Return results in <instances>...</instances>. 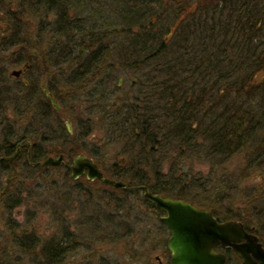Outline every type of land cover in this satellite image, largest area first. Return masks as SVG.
Instances as JSON below:
<instances>
[{
    "label": "trees",
    "instance_id": "obj_1",
    "mask_svg": "<svg viewBox=\"0 0 264 264\" xmlns=\"http://www.w3.org/2000/svg\"><path fill=\"white\" fill-rule=\"evenodd\" d=\"M4 1L2 12L6 17L0 18V23L4 25L3 33H7L2 38L9 41L4 47H20V56L27 57L13 64L30 66L25 71L28 86L21 84L19 92L13 86L10 89H14V96L3 98L8 107L26 114L25 120L34 128L19 139L32 142L41 138L44 142L47 132L53 136L46 139V144L52 140L65 146L68 139L75 146L68 150L62 147L56 154L71 161L88 146L91 123L125 148L126 165L117 160L110 172L89 153L106 177L194 204L191 195L203 197L208 192L195 181L192 165L196 161L207 162L214 179L220 174L218 183L226 186L236 184L246 173L241 170L237 175H227L225 167L222 169L221 165L236 155L248 153L244 161L250 170L264 168V0H83L80 4L75 0ZM26 14L33 17V26H29L31 21H24ZM45 36L49 40L46 45ZM31 49L42 55L41 68L34 66ZM113 52L118 54L114 60ZM124 70L133 74L134 93L119 100L116 79ZM70 71L73 75L65 78ZM42 74L51 83L47 90L61 106L60 112L44 98ZM87 87L86 98L91 96L88 101L94 104L88 115L99 117V121L88 118L85 126L77 121L70 134L63 124L65 118L59 116L65 114V93H80ZM1 111L6 114L0 119L3 121L8 110ZM53 116L59 119H51ZM5 128L9 130L7 125H0L3 139L8 135ZM41 145L36 143L31 162L45 159ZM36 168L38 176L47 179V167ZM54 169H63L65 183L70 181L64 165ZM21 176L27 182L30 179L29 173L22 172ZM93 184L112 191L102 197L111 205V212L102 208L101 216L97 213L96 218L87 220L91 223L84 233L87 238H96L94 244L120 241L118 231L124 216H130L124 213L133 209L127 206L133 200L158 217L163 214L143 198L141 191L105 187L99 181ZM14 199H7L2 207H13ZM250 200L245 214L220 217L245 222V215L253 216L254 201ZM64 233L65 229L55 243L42 247L47 254L46 264L51 260L59 264L66 257L76 256L71 252L78 247L71 249L68 244L77 237ZM166 243L167 236L160 235L155 244L165 247ZM5 251L0 253V264H19L9 261Z\"/></svg>",
    "mask_w": 264,
    "mask_h": 264
},
{
    "label": "rangeland",
    "instance_id": "obj_2",
    "mask_svg": "<svg viewBox=\"0 0 264 264\" xmlns=\"http://www.w3.org/2000/svg\"><path fill=\"white\" fill-rule=\"evenodd\" d=\"M80 1L84 2L83 0H75V2L79 4ZM133 1L135 2L136 0ZM82 4L85 5L84 3ZM0 6V18L4 19V17H6L4 16L5 13H3L5 9L4 0H1ZM26 15L24 21L26 23L31 21L29 26H33V17L29 14ZM3 30L4 25L0 23V110H2L1 112L6 109L8 110V112L4 111L7 113V116L3 121L0 120V125L2 127L7 125V128H9V130L5 128V132L8 134L6 140L15 141V139H19L21 134L31 131L34 128L31 129L33 127L32 124L25 120V117H28L26 114L23 113V115H21L17 110L8 107L3 98L10 94L14 96V89H10L13 86L16 87L15 90L18 92L21 90L19 89L21 84L27 87L29 76L25 73L19 78V82L11 77L10 73L12 70H17L23 66V64L17 66L13 63L20 61L26 55L22 56L21 54L20 56V53L23 52L20 50V47H4L9 41L3 39L7 35V33H3ZM44 41V45L49 43L47 36H45ZM29 51L30 57L36 55L33 58L34 66L37 67V69L41 68L42 63L40 62L42 59H40V57H42V55L39 56L34 49ZM46 52L43 51L42 53ZM117 56L118 54L114 53L112 55V60L116 59ZM60 67L63 68V66ZM65 74L66 75L64 76L67 79H70L71 75H73L71 71ZM4 75L7 76V79L5 78L2 80L1 77ZM118 78L122 79L119 83V100L132 97L134 93L131 92V83L134 78L133 74L130 75L124 70V72L117 77L116 81H118ZM41 81L42 85H51L44 74L41 76ZM55 84L61 86L57 81ZM87 89L88 87L80 93H65V114L61 113L59 116L60 118H65V120H63L65 127L67 123L69 124L71 129L70 134L74 131L76 126L75 122L77 121H81L83 123L82 126L86 125L88 118H92L96 122L97 120L99 121V117L88 115V112L92 111L88 109H92L94 104H90L88 101V98L91 96L86 98V96H88ZM104 102L108 105V100L105 99ZM4 115L6 114L0 113V119L3 118ZM50 118L46 119L50 120L48 121L49 123H52L51 119L54 120L55 117L53 116L51 119ZM22 119L24 122L19 123ZM55 119L59 118L56 117ZM88 124L92 127V134L91 137H89L90 142H88V146L84 148L85 151H82V154L87 157L90 154L96 155L97 159H100V163L103 167L102 169L106 170V172H110L109 168L117 163V160L122 165H126L127 158L124 154L125 148L121 147L122 145L118 143L115 138H106V135L100 130H97V127H94L91 123ZM14 133H18L16 134L18 136L12 137L11 135ZM2 135L3 133L0 129V142L3 141ZM45 135L46 136L43 137L44 142H42L41 138L33 139L32 141L35 144L37 142L42 144L40 151H44L46 155L44 158L49 156L56 157L58 154H56L57 150L59 151L62 147H65V149L68 150L75 146L74 142H67L68 139L65 141V146L58 141L53 142L52 140L50 143L46 144V139H50L53 135L49 132ZM72 141H74V139H72ZM244 154L245 153H241L238 156L236 155L230 161L221 165L222 169L225 167L226 172L228 173L227 175H237L241 170L246 172L240 176V180L236 181V184L231 182L229 183L231 185L227 186L218 183V176L221 172L219 170L221 167L218 169L219 175L216 180V178L214 179L211 167L207 162L196 161L197 163L195 162V164L192 165V167H194L193 170L196 171L195 181H198V186L201 190H208L205 195H209L210 197L206 198L205 195H201L203 197L195 194L191 195L196 206L198 205L205 209L207 207L211 208L221 217H225L230 213L231 215H234L235 213H243V210L248 208L246 203L250 202V199L254 201L252 192L253 187L257 183V175L255 174L257 169H248L246 161H244V158L246 159L248 153L246 152L245 156ZM71 156H74V153ZM90 158L92 159L93 157ZM13 167L23 168L22 164L19 163L15 164ZM44 172L49 176L47 179L41 176L37 177L36 183L43 185V187L38 188L36 192L38 194L37 201L34 202L35 199L32 198L33 202L31 203V201H29L30 197H25L24 200H28V203L26 204H14L15 206L7 207V209L0 207V253L2 254V251L6 250V258L9 259V261L12 263L18 262L19 264H46L44 257H46L47 254L41 251L42 247L55 243L57 237H59L63 229H65V236L72 238V234H74L75 237H77L76 239H73V242L68 244V247H71V249L78 247V249L71 252L72 255L76 254V256L73 255L66 257L63 259L62 263L59 264H168L170 253L166 250L167 247L159 245L156 247L155 244L156 241L160 239V235H162V237L165 235L167 238L169 236V234L166 235V233H169L166 227L163 226L166 229L165 230L160 226L162 224L157 219V213L148 210L145 206H142L133 200L131 204L127 205H131L133 209L128 213H124L125 215L130 214V216H124L122 221L125 222H123L124 224L118 231L122 237L120 241L114 240V242L111 243L107 241L106 243L97 242L94 244L92 242L96 241V238H87L84 233L89 230L90 225L88 224L91 223V221L87 220H91L90 218H92V220L96 218L97 213L101 216L102 208L105 209L104 211H106V213L111 212V205L102 200L103 196H109L110 193H112V191L109 190L110 188H106L104 191L102 186L95 185L93 184L94 182L88 184L84 178H78L76 180L70 179L72 182L69 181L65 183L63 169H54L52 166H48L47 170ZM222 172L225 171L222 170ZM207 181L208 183L210 182V184H206ZM232 185L235 187L233 188ZM57 190L58 192H55ZM19 191H11L9 194H17ZM21 191V194L27 193L24 190ZM65 192L67 193L66 196ZM65 197L67 198L66 200ZM116 220L117 218H115V221ZM80 234L81 236H79ZM13 241H17V244L19 243V245L21 244L20 247L23 249L16 247V244ZM57 260H59V258H57ZM51 262L52 260L50 261V264L56 263ZM226 264H238V262L236 259L230 258Z\"/></svg>",
    "mask_w": 264,
    "mask_h": 264
},
{
    "label": "water",
    "instance_id": "obj_3",
    "mask_svg": "<svg viewBox=\"0 0 264 264\" xmlns=\"http://www.w3.org/2000/svg\"><path fill=\"white\" fill-rule=\"evenodd\" d=\"M21 72L20 69L13 70L11 75L19 77ZM45 95L50 104L59 111L60 106L52 95L48 92ZM66 129L70 130L69 124ZM17 151L12 157L4 160L16 159ZM71 160L72 163L67 165L71 179L76 180L85 175L89 181L97 180L104 186L118 190H141L143 198L163 213L157 219L170 233L166 243L170 252L169 264H225L226 256L216 251L218 247H231L241 264H255L253 256L259 257L264 264V250L257 243L255 236L245 233L239 222L234 220L219 222V217L213 216L210 210L199 208L191 202L153 194L146 186L132 188L122 181L108 178L92 159L83 154L76 155ZM64 164L62 154L39 161L42 167H57ZM244 239L247 240L246 243L241 244Z\"/></svg>",
    "mask_w": 264,
    "mask_h": 264
},
{
    "label": "flooded vegetation",
    "instance_id": "obj_4",
    "mask_svg": "<svg viewBox=\"0 0 264 264\" xmlns=\"http://www.w3.org/2000/svg\"><path fill=\"white\" fill-rule=\"evenodd\" d=\"M36 54V53H35ZM36 56V55H34ZM34 56H32L34 58ZM113 59V58H112ZM30 66L27 63H24L22 68H18L22 70L19 77H14L11 75L13 79L16 81H20L19 78L25 74V71L28 70ZM11 74V73H10ZM122 79L118 80V83L121 82ZM117 83V84H118ZM119 86V84H118ZM36 144L29 141V139H15V141H8L6 139H3L2 142H0V207L4 205L3 203L7 201V199H17L15 202L17 205H23L28 203V200L25 201V197H30L29 201L31 203L37 201L38 194L36 193L38 188H42L43 185L36 183L38 172H37V166L39 165V162H31L32 153L35 151ZM18 150V151H17ZM18 152V155L16 159L13 161H6L4 158H10L12 157L15 152ZM26 164L29 167L26 168H15L13 167L15 164ZM72 162L69 160H65V168L68 171L67 165L71 164ZM42 167V166H41ZM22 172L29 173L30 179L27 182V178H23ZM70 173V171H68ZM255 174L257 175V183L253 187V198H254V206H253V216H247L245 215V222L237 221L240 225H242L243 230L248 235H253L256 237L257 243L261 246V248L264 250V168H259L257 171H255ZM11 176V177H10ZM82 178H84L85 181H88L86 176L83 175ZM24 179V181H23ZM23 182V183H22ZM140 186V185H139ZM20 190L17 194H9L11 191ZM24 190L27 193L21 194ZM128 191H134V190H128ZM135 191H141V190H135ZM142 192V191H141ZM14 199V200H15ZM194 204V203H193ZM15 206L14 204H12ZM196 206V204H194ZM199 208H203L201 206H198ZM243 213H246V210H243ZM213 216L219 217V222L227 221L222 219L220 216H216L213 213ZM236 221V220H234ZM246 239L241 241V244L246 243ZM216 251L225 254L226 263L230 258L236 259L238 264H241V261L239 257L234 253L231 247H218L216 248ZM255 264H263L261 259L257 256L252 257ZM225 263V264H226Z\"/></svg>",
    "mask_w": 264,
    "mask_h": 264
},
{
    "label": "bare ground",
    "instance_id": "obj_5",
    "mask_svg": "<svg viewBox=\"0 0 264 264\" xmlns=\"http://www.w3.org/2000/svg\"><path fill=\"white\" fill-rule=\"evenodd\" d=\"M17 70H19V69H17ZM12 71H13V70H12ZM12 71H11V72H12ZM120 79H121V78H118V80H120ZM118 84H119V83H118ZM118 84H117V85H118ZM119 86H120V84H119ZM40 88H41V91L43 92V94H44V96H45L44 98H46L45 93H46V92L50 93V92L47 90V86L43 84V85H41ZM50 94H51V93H50ZM51 95H52V94H51ZM52 97H53V96H52ZM46 99H47V98H46ZM53 99H54V98H53ZM47 100H48V99H47ZM54 100H55V99H54ZM48 101H49V100H48ZM55 101H56V100H55ZM56 102H57V101H56ZM49 103H50V102H49ZM57 104H58V103H57ZM50 105H51V104H50ZM58 105H59V104H58ZM51 106H52V105H51ZM59 106H60V105H59ZM52 107H53V106H52ZM60 107H61V106H60ZM60 107H59V108H60ZM53 108H54V107H53ZM54 109H55V108H54ZM55 111H57V110L55 109ZM60 111H61V108H60V110L57 111V112H60ZM67 124H68V123H67ZM67 124H66V128H67ZM67 131H68L69 133H71V129H70V130L67 129ZM72 133H73V132H72ZM72 158H73V157H72ZM65 160H66V159H64V161H65ZM70 160H71V159H70ZM67 161H68V160H67ZM69 162H70V161H69ZM71 162H72V160H71ZM64 165H65V164H64ZM60 166H61V165H60ZM45 167L48 168V166H45ZM54 168H55V167H54ZM69 178L71 179V177H70V173H69ZM80 178H82V176H80ZM80 178H79V179H80ZM77 179H78V178H77ZM72 180H73V179H72ZM90 181H91V180H90ZM90 181H89V182H90ZM96 181H97V180H96ZM91 182H94V181H91ZM125 184H126V183H125ZM188 202H189V201H188ZM204 209H205V208H204ZM162 215H163V214H162ZM160 216H161V215H160ZM167 230H168V229H167ZM169 235H170V233H169ZM168 237H169V236H168ZM169 253H170V252H169ZM169 257H170V256H169ZM168 264H169V260H168Z\"/></svg>",
    "mask_w": 264,
    "mask_h": 264
}]
</instances>
